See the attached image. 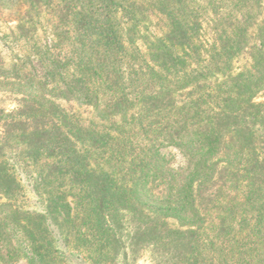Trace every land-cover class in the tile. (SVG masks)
<instances>
[{
	"label": "trees",
	"instance_id": "16d2710c",
	"mask_svg": "<svg viewBox=\"0 0 264 264\" xmlns=\"http://www.w3.org/2000/svg\"><path fill=\"white\" fill-rule=\"evenodd\" d=\"M23 1L0 38L15 46L8 61L0 52L14 104L0 106V261L62 264L53 233L65 231L90 264H135L144 250L151 264H264V3ZM151 12L166 29L141 37L142 52ZM168 147L182 166L163 160ZM9 164L26 166L42 213L14 205Z\"/></svg>",
	"mask_w": 264,
	"mask_h": 264
},
{
	"label": "rangeland",
	"instance_id": "374dc122",
	"mask_svg": "<svg viewBox=\"0 0 264 264\" xmlns=\"http://www.w3.org/2000/svg\"><path fill=\"white\" fill-rule=\"evenodd\" d=\"M260 3H264V0H259ZM6 2L0 1V38L4 35H8L11 28L15 25L17 12L24 11V1L23 0H14L12 4H5ZM253 19L250 21L251 27L253 28L254 23L259 22L262 20V14L260 7L254 8L251 13ZM204 22H202L201 27V37L200 40L204 42L205 45H212L216 43L215 41V34L212 30V24L209 22L207 17L203 18ZM256 20V21H255ZM255 21V22H254ZM245 24V23H244ZM246 25V24H245ZM247 26V25H246ZM166 29V22L164 18L159 15L158 13L151 12L148 15V21L145 23L143 27H141L138 33H136V44L141 49V51H145V43L142 40L143 36L149 34L151 37H159ZM137 30V31H138ZM48 31V30H47ZM39 40L46 42V38L42 34V31L38 33ZM10 46V48H9ZM209 47H206V49ZM12 51H15V46L12 43H9V39L0 40V52L4 55V58L9 60L12 58ZM201 57H205V53L201 55ZM207 58V57H206ZM246 62V57L238 58L234 63L233 66L242 67ZM33 71H36L40 76L42 74V70L40 69V65L33 59L32 65L30 67ZM260 99V95H257V100ZM0 106L5 108H12L14 104L11 100H8L7 96H4L0 93ZM82 111V109H81ZM88 117L87 115L83 114V118ZM163 160L170 168H178L184 164V158L180 154V152L173 147L164 148L160 151ZM9 169L15 174L16 179L20 181V197L15 198L16 202L14 205L19 207L20 210H24L25 212H32V213H42L44 211V198L41 194L40 189L37 191L32 185V181L29 179L28 175L26 174L27 168L24 165L18 164H9ZM30 169V168H29ZM148 187L152 193V195L160 194L163 192L164 188L163 185L158 183L157 181L151 182L148 184ZM7 223V222H4ZM21 234L15 233V237L13 238V245L15 239H21ZM53 238L56 240V252L55 255L57 260L60 261L62 264H90L89 263V249L86 251L84 248L79 246L75 240H73L71 235H67L65 231H58L53 233ZM25 245V244H23ZM22 247V246H21ZM2 253V252H1ZM2 255H5L3 252ZM30 262L24 256H17L10 262L4 263L0 261V264H28ZM32 264H37L35 262H30ZM135 264H151L150 263V255L148 250H144L137 258Z\"/></svg>",
	"mask_w": 264,
	"mask_h": 264
}]
</instances>
